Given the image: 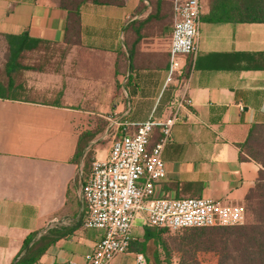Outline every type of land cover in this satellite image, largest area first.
<instances>
[{"label": "crops", "instance_id": "crops-1", "mask_svg": "<svg viewBox=\"0 0 264 264\" xmlns=\"http://www.w3.org/2000/svg\"><path fill=\"white\" fill-rule=\"evenodd\" d=\"M202 1L199 50L183 59L192 104L164 147L155 196L245 206L261 170L243 145L264 126V23L210 21V0ZM68 19L61 0H0V264H13L36 232L62 234L39 264H86L103 232L82 224L81 135L98 130L89 146L105 160L115 138L170 117L182 93L164 88L173 0L83 3L80 38L70 44ZM43 44L69 48L30 54ZM161 137L156 127L148 153ZM137 220L130 251L112 264H138L139 254L165 264L160 250H147L144 216Z\"/></svg>", "mask_w": 264, "mask_h": 264}, {"label": "built area", "instance_id": "built-area-1", "mask_svg": "<svg viewBox=\"0 0 264 264\" xmlns=\"http://www.w3.org/2000/svg\"><path fill=\"white\" fill-rule=\"evenodd\" d=\"M202 0H173L175 21L170 45V62L165 89L175 85L182 90L176 109L165 120L150 118L137 125L133 134L113 140L105 160L93 162L82 188V224L103 235L87 256L86 264H112L130 251L136 219L144 216L152 228L183 230L190 228L236 227L246 222L244 206L225 204L206 198H158L156 184L166 178L164 147L180 118L181 109L191 106L189 76L183 65L185 56L195 57L199 50ZM162 137L151 153L147 152L153 130ZM58 221V220H57ZM137 263L145 264L142 254Z\"/></svg>", "mask_w": 264, "mask_h": 264}, {"label": "trees", "instance_id": "trees-1", "mask_svg": "<svg viewBox=\"0 0 264 264\" xmlns=\"http://www.w3.org/2000/svg\"><path fill=\"white\" fill-rule=\"evenodd\" d=\"M126 0H61V6L68 12L69 19L66 30V40L70 44L76 43L80 38V6L86 2L99 5L122 6ZM207 19L213 22H249L264 23V0H210V13ZM31 40L28 36H24ZM9 39H16L10 37ZM264 126H255L249 139L243 145L246 158L257 161L251 156L249 143L256 131ZM98 130L86 132L80 137L79 146L75 159L79 162L87 149L91 148L90 142L96 139ZM80 163V162H79ZM93 165V163H92ZM86 173V171H85ZM88 175L90 173H87ZM260 170L258 182L247 196L246 203L252 195L261 189ZM87 175V176H88ZM247 210L246 204L244 206ZM168 228L158 229L164 233ZM170 230V229H168ZM185 230V229H184ZM189 230V229H188ZM191 232L187 238V251L191 254L189 260H184L181 264H201L198 261L197 253L216 251L219 254L218 264H264V221L258 224H245L236 227H213V228H190ZM39 233L30 234L24 241L20 253L15 258L13 264H39L40 258L47 251L50 245L55 243L62 234L47 233L40 237ZM154 240L159 243V233L157 228L146 225L145 241ZM132 247V243L130 249ZM165 250H160V255L164 257L165 264H172L170 254ZM160 255L158 258H160Z\"/></svg>", "mask_w": 264, "mask_h": 264}, {"label": "rangeland", "instance_id": "rangeland-1", "mask_svg": "<svg viewBox=\"0 0 264 264\" xmlns=\"http://www.w3.org/2000/svg\"><path fill=\"white\" fill-rule=\"evenodd\" d=\"M69 47L62 48L56 46H33L30 50V54L42 53L49 56L63 55L66 54ZM36 49V51H32ZM9 54V51L7 52ZM109 141V138H101L98 144L105 145ZM249 151L251 156L257 159L258 163L261 165V189L256 191L249 202L246 203L247 210V220L245 224H258L260 221H264V128H260L256 131L249 143ZM95 147L87 149L79 160L83 171L90 173L92 169V163L98 159L95 157ZM137 226L140 225L139 220L135 223ZM244 224V225H245ZM243 226V225H242ZM159 233V243L155 241H150L147 244V250H165L164 255L167 252L170 254V262L172 264H181L184 260H189L191 254L185 253L187 251V238L191 232L189 229L183 230H166L164 233L157 229ZM198 261L201 264H218L219 254L216 251L210 252H199L197 253Z\"/></svg>", "mask_w": 264, "mask_h": 264}]
</instances>
